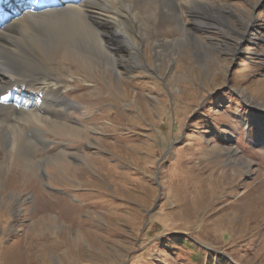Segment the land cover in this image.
<instances>
[{"label":"rangeland","instance_id":"obj_1","mask_svg":"<svg viewBox=\"0 0 264 264\" xmlns=\"http://www.w3.org/2000/svg\"><path fill=\"white\" fill-rule=\"evenodd\" d=\"M198 1L60 59L81 130L0 147V264H264V0Z\"/></svg>","mask_w":264,"mask_h":264},{"label":"bare ground","instance_id":"obj_2","mask_svg":"<svg viewBox=\"0 0 264 264\" xmlns=\"http://www.w3.org/2000/svg\"><path fill=\"white\" fill-rule=\"evenodd\" d=\"M178 1L0 0V147L12 149L10 158L16 160L35 147L33 133H80L62 119L74 103L65 94L68 81L58 72L70 66L60 67V59L85 57L117 70L124 47H135L134 56L139 57L140 42L132 31L143 41L150 20L178 21ZM185 3L191 8L203 5L198 0ZM218 13L224 14L220 8ZM116 38L124 39V46L114 43ZM162 44L171 46L173 41L157 39L156 53ZM25 160L27 167H36Z\"/></svg>","mask_w":264,"mask_h":264}]
</instances>
